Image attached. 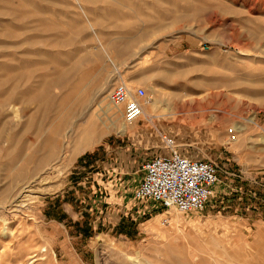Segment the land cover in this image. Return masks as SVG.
Returning a JSON list of instances; mask_svg holds the SVG:
<instances>
[{"label":"rangeland","instance_id":"1","mask_svg":"<svg viewBox=\"0 0 264 264\" xmlns=\"http://www.w3.org/2000/svg\"><path fill=\"white\" fill-rule=\"evenodd\" d=\"M60 2L54 19L72 38L60 39L59 46L51 41L60 59L44 56L31 68L23 65L26 43L16 40L20 47L8 56L10 68L0 69L7 80L3 99L23 95L20 78L27 82L30 70L34 87L41 74L61 79L48 90L54 107L45 114L39 101L13 100L0 108V132L13 131L8 148L18 146L7 154L0 143V264H264V0H180L176 17L161 24L169 29L134 53L114 57L97 36L113 30L104 28L109 20L93 25L102 12L81 0ZM43 43L40 38L34 48L48 50ZM162 73L177 75L179 84L166 82ZM121 80L145 89L149 116L128 124L118 110L110 119L107 109L117 108L108 94ZM192 84L203 90L187 94ZM255 90L262 101L252 97ZM65 94L70 98L61 105ZM173 94L202 103L183 114ZM94 114L103 129L93 144L78 149L79 131ZM164 134L184 153L220 164V181L205 209L185 213L135 198L146 160L167 151ZM10 159L12 172L23 170L24 179L4 175ZM34 251L41 255L28 263Z\"/></svg>","mask_w":264,"mask_h":264},{"label":"bare ground","instance_id":"2","mask_svg":"<svg viewBox=\"0 0 264 264\" xmlns=\"http://www.w3.org/2000/svg\"><path fill=\"white\" fill-rule=\"evenodd\" d=\"M60 1H64V0H0V44H1L0 45V58H7V59L0 60V69L1 70L7 71L10 68L11 61L8 59V56L10 54H12L11 52H13L14 49H19L20 46L18 47V45H17V44H19V43H17L18 40L19 41L23 40L26 43L25 49H24V55L22 56L23 60L21 59L23 62V65L25 64L26 66L30 67L33 64H35V62H38V61H35L34 58L40 59V57H44V56L50 60H53V61L58 59V58L60 59V57H59L60 55L56 54L55 52H52L54 50L50 49L51 41L53 42V45L59 46L62 44L61 42H59L60 39L65 40L64 38H68L69 41L72 39L71 36H68V34L66 32L62 34L61 24L58 23L57 21H55V19H54L55 17H57V14L59 13V11H61L60 8L63 7V4H61ZM81 1L85 2L84 4L89 5V7L87 9L94 11V12L100 11L103 13V14L101 13L102 18L101 17L97 18L94 21L95 23L93 25H98V24L103 25V23L100 24L101 21H104L105 19L109 20L110 25H106V26H104V28L106 27V29H113V30H107L104 33L103 32L97 33V36H100V37L102 36V38L107 41V43L105 42L106 43L105 45H107L105 47H107V51H109V53H112V57H114L113 53H115V52L118 54L119 53H121V54L122 53L132 54V53H134L135 48L137 46L140 47V49L142 48L139 44L145 43L146 41L147 42L151 41L154 38H156L158 35L160 36V34L166 28H168V26L161 25V24H163L164 18L169 17V16L176 17L175 11L177 10L176 8L179 6L180 0H110V1L109 0H81ZM185 2H188V0H185ZM121 6L127 7L128 9L127 10H125V8L122 9ZM63 13H65L64 10H63ZM44 14H48V16H45ZM151 16H154V18H156L157 21L156 20H155L156 22L153 21L154 19H152ZM132 18L133 19L139 18V20L141 22H139L137 20H133ZM74 22H75V20H74ZM157 22H159V23H157ZM155 24L158 25L157 28H156ZM72 25H74V24H72ZM59 34H61V36ZM51 36H52V38L50 39ZM40 38H42V40L44 42L43 45L47 46L48 50H46V49L41 50V48H37V49L34 48V46H36L35 44H37V41ZM53 38H54V40H52ZM112 44H119V47L114 49L111 47ZM16 46H17V48H15ZM65 54H68V53H65ZM68 55H71V53ZM97 55H99V54H97ZM27 56H29V57H27ZM78 56H79V54H78ZM167 72H169V70H167ZM174 72L176 73L175 70H174ZM85 73L83 74V72H82V77H85L88 74L87 71ZM172 73L173 72H171V74ZM171 74L162 73L161 77L166 82H169L172 84L176 83V85H178L180 77H178L177 75L175 76V75H171ZM35 75H36V73H34V70L33 71L30 70L29 75L28 76L26 75L27 76V82L24 80L25 78L23 77V75H22V77L20 76L21 77L20 81L23 82V84L25 83L23 85V86H25V89H24L25 92L23 91V95L19 94L18 95L19 97H17L14 94H8L10 92V91H8V93H7L9 95L8 97H5L4 99L0 97V108H2L4 105H6L7 103H10V101H13V100H14V102H16L18 100H21L23 102V100H26L25 102L29 101V103H31V101L32 102L33 101H39L41 103L39 105L43 106V108H40L42 110V114L43 113L45 114V113L49 112L51 109H53L54 100L52 99V97H50L48 95V90L50 89V87H52L53 84L57 85V83L61 79L49 80L48 79L50 77L49 75L47 78V74H41L39 81L37 79V82H39V83L36 85V87H34V86H32V79H34L33 77H35ZM8 77H10V76H8ZM87 77H85V78H87ZM181 78H183V77H181ZM10 79L12 82V77H10ZM20 81H18V83L16 85L17 87H18V84L21 85ZM6 83H7V80L0 78V93L1 94L5 90L4 86L6 85ZM188 85L189 84H187V86ZM192 85L190 86V88H188V90H187L188 92H186L187 94H192V96H193L192 92H200L201 90H203V87L197 86L200 84H195L193 86ZM182 86H184V84H182ZM187 86H185V87H187ZM24 93H26V96ZM194 94H196V93H194ZM260 94L258 93L257 90H255L252 92L251 95L253 98L262 101L263 97L261 96L262 94L261 95ZM176 96H177L176 94H173V100H174L173 103L177 107L178 111L180 113H183V114L189 113L192 110V107L195 106V104L200 105L202 103L200 99L196 101L193 98H192V100H190L192 102H190V103L186 102L185 103V102H182L181 100H178ZM68 98H70L69 94H67V95L65 94V96L60 101L61 105H64V103H66V101H68ZM226 99L232 101V96L230 94H228ZM194 101H196V102H194ZM14 102H13V105L17 103V102L16 103H14ZM193 102H194V104H192ZM35 103L38 105V102H35ZM204 103H206V102H204ZM33 104H34V102H33ZM148 107H150V105H148L146 107L143 106L142 115L149 116L150 113L148 111ZM203 107H205V106H203ZM115 108H117V107H115ZM260 108L262 109L263 107L260 106ZM40 109H37V110H40ZM67 109H69V108H67ZM118 110H121V109L117 108V110H114V108H108L107 109V115L110 117V119L114 120L115 113ZM1 113H2V111H1ZM95 118H96L95 114L91 115L90 117L87 118V123H85L86 125L79 131L82 134V136L80 138L77 137L80 134L75 133L76 138L79 139V141L77 140L78 146L76 148L79 147L78 149H85V148L89 147V145L97 137V136L95 137V135L96 134L98 135L102 131L103 128L100 129L96 125ZM84 120H86V119H84ZM124 122H126V121L124 120ZM126 123H128V122H126ZM82 124L83 123H81L80 125L82 126ZM128 124H131V123H128ZM109 126L110 125L107 124L108 128H109ZM24 128H25V126H24ZM77 128L78 127H76V130H77ZM126 129L127 128L122 127L121 131L125 132V131H127ZM12 132L13 131H11L10 133L8 132L6 135H3L2 132H0V143L4 141V143L7 145V147L5 148L7 154H8V151H10L11 149L18 147V146L15 147V145H13V147H11L10 150L8 148L9 145H11V143H13L12 139L14 137H13V135H11ZM77 132H78V130H77ZM15 133L18 134V131L17 132L15 131ZM23 133H25V130ZM52 136H51V138L53 139ZM15 137L18 138V140H19L22 136H20V134H19L18 136H15ZM22 139H24V138H21V140ZM48 140H50V138ZM15 141L17 144L18 141L17 140H15ZM52 141H54V140H52ZM56 141H58V140H56ZM49 142H51V141H49ZM23 143L24 142H22V144ZM44 143L42 144V146H44ZM51 144H53L55 146V144H57V142H54V143L52 142ZM53 145H51V146L48 145V146L50 147V149L52 147L54 149ZM21 146H20V149H21ZM75 146H76V144L74 145V147ZM59 147H60V145H59ZM24 148H25V146H24ZM76 148H74V150ZM23 149H22V151H23ZM47 149L48 148H46V150ZM56 149H58V147ZM78 149H76L75 151H77ZM13 151H14V149H13ZM44 151H45V149H44ZM53 152L55 153L54 150H53ZM53 152H52V154H54ZM15 155L16 154H14L13 157H15ZM16 157H15V159H16ZM19 158H20V156H19ZM19 158L16 160H19ZM47 158H48V155H47ZM44 160H45V158H44ZM44 160H42V162ZM10 161L6 162L3 166L4 175H6V176H12L13 175V176H17L18 178L20 177L21 179H24L25 176H24L23 170L22 171L20 170V171L14 172V173L12 172V170L14 169L13 168L14 164L12 165V161H14V160L10 159ZM41 165H44V164H41ZM185 237H187V235ZM194 237H193V239H194ZM195 239H197V238H195ZM190 240H191V238H190ZM45 250L47 252V248L46 249L43 248V251H45ZM192 251H194V250H191V252ZM34 253H35V251L30 254L31 256L27 259L28 263L31 260V258H33L37 255H41L38 253H36V254H34ZM46 255L48 257L45 256V254H43L42 259L43 258L45 259V257H46V259L48 258V260H46V262L47 261L49 262L51 260L50 254L47 253ZM170 257H171V255H170ZM193 257H194V261L196 262L197 256L194 255ZM193 257H191V258H193ZM147 258H149V257H147ZM172 258H174V257H171V259ZM176 259H177V257H176ZM174 260H175V258H174ZM153 261L155 262V260H153ZM146 264H148V263H146ZM198 264H200V263H198Z\"/></svg>","mask_w":264,"mask_h":264},{"label":"built area","instance_id":"3","mask_svg":"<svg viewBox=\"0 0 264 264\" xmlns=\"http://www.w3.org/2000/svg\"><path fill=\"white\" fill-rule=\"evenodd\" d=\"M109 102L120 108L123 119L133 123L143 113V87H132L121 80L114 84L108 94ZM232 139L236 134L229 128ZM167 151L156 154L143 165V177L134 195L141 201L151 200L164 208L179 212L205 209L220 181L219 163L213 159L192 157L182 151L173 137L162 135Z\"/></svg>","mask_w":264,"mask_h":264}]
</instances>
